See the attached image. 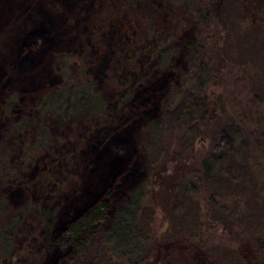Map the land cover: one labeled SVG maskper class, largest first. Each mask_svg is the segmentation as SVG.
<instances>
[{
    "label": "rangeland",
    "instance_id": "rangeland-1",
    "mask_svg": "<svg viewBox=\"0 0 264 264\" xmlns=\"http://www.w3.org/2000/svg\"><path fill=\"white\" fill-rule=\"evenodd\" d=\"M149 1L153 14L137 0H0V73L6 75L0 74V214L4 203L12 213L25 202H45L56 207V227L68 209L84 204V189L96 191L97 157L103 155L95 127L108 122L107 111L99 120L90 114H53L21 132L9 131L33 115L46 95L61 98L70 87L79 96L81 88L90 91L93 79L96 97L127 113L124 122L143 175L140 226L151 244L165 233L178 185L220 141L226 145L235 136L233 145L241 148L247 140L262 166L264 0H212L220 6L227 64L223 86L210 88L218 93L220 109L207 132L199 123L187 128L174 123L193 87L192 51L180 47L194 33L190 11L183 0ZM39 23L48 25L51 42L31 69L19 70V42ZM105 226L72 264H129L106 242ZM233 247L244 264L264 260V240L260 249L251 238ZM159 249L169 252L164 264H220L198 245L168 240ZM142 264H155V258L146 257Z\"/></svg>",
    "mask_w": 264,
    "mask_h": 264
},
{
    "label": "trees",
    "instance_id": "trees-1",
    "mask_svg": "<svg viewBox=\"0 0 264 264\" xmlns=\"http://www.w3.org/2000/svg\"><path fill=\"white\" fill-rule=\"evenodd\" d=\"M137 1L140 5L145 1L154 13L155 5L149 0ZM183 1L190 11L194 33L180 47L192 51L195 66L193 87L178 108L174 123L178 128L199 123L207 132L220 109L218 93L210 88L223 86L227 64L220 29L222 15L220 6L212 0ZM50 42L45 23L27 31L18 45L16 67L31 69ZM158 60L161 61L160 53ZM0 74L5 78L6 75ZM92 82L90 91L79 89V96L72 93L70 87L60 93L61 98L59 94L46 95L33 115L9 129L21 132L27 124L39 123L53 114L62 117L90 114L98 117L97 120L102 113L109 114L107 123L95 127L103 155L97 157L98 180L93 186L96 191L84 189V204L68 209L66 218L56 227L54 205L30 201L11 213L4 203L0 214V264L12 263L13 259V264H72L105 225L106 242L111 243L117 253L125 255L123 259L129 264H142L146 257H154L155 264H164L169 252H161L159 246L168 240L174 245L201 246L220 264H244V257L233 244L251 238L260 249L264 240V163L261 166L259 159L253 157L247 140L244 146L235 148L237 137L231 136L226 145L220 141L213 151L205 154L199 166L192 170L191 177L178 185L167 215L165 233L154 238L151 244L140 226L138 185L143 175L129 127L124 122L127 113H118L111 104L104 105V99L96 97L99 88L95 79ZM57 99L59 102H53ZM130 110L133 116L134 111ZM3 199L4 194L0 192V201ZM258 261L264 264L262 258Z\"/></svg>",
    "mask_w": 264,
    "mask_h": 264
}]
</instances>
